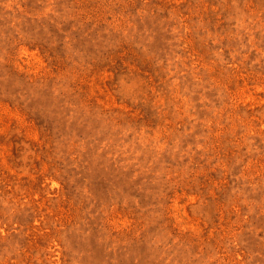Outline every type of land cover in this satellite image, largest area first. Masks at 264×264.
I'll return each instance as SVG.
<instances>
[{
  "label": "rangeland",
  "instance_id": "1",
  "mask_svg": "<svg viewBox=\"0 0 264 264\" xmlns=\"http://www.w3.org/2000/svg\"><path fill=\"white\" fill-rule=\"evenodd\" d=\"M0 264H264V0H0Z\"/></svg>",
  "mask_w": 264,
  "mask_h": 264
}]
</instances>
